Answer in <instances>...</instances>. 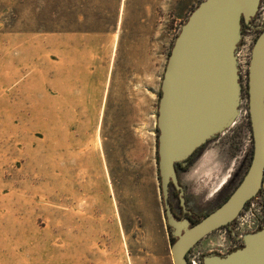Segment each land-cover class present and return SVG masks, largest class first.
<instances>
[{"label":"rangeland","instance_id":"obj_1","mask_svg":"<svg viewBox=\"0 0 264 264\" xmlns=\"http://www.w3.org/2000/svg\"><path fill=\"white\" fill-rule=\"evenodd\" d=\"M201 1L0 0V264H173L156 116L171 47ZM252 23L264 26V0ZM259 33L245 28L238 45L234 125L178 170L195 219L250 164L247 70ZM234 244L219 229L188 258Z\"/></svg>","mask_w":264,"mask_h":264},{"label":"water","instance_id":"obj_2","mask_svg":"<svg viewBox=\"0 0 264 264\" xmlns=\"http://www.w3.org/2000/svg\"><path fill=\"white\" fill-rule=\"evenodd\" d=\"M261 0H202L181 25L160 84L156 129L163 213L174 242L173 264L203 237L230 223L255 197L264 178V26L251 49L247 70L248 116L253 150L249 167L230 197L195 224L176 219L168 193L179 186L175 165L185 162L239 115L242 87L237 51L242 26H250ZM183 204V198H181ZM242 247L224 256L206 254L202 264H264V222L243 236Z\"/></svg>","mask_w":264,"mask_h":264},{"label":"flooded vegetation","instance_id":"obj_3","mask_svg":"<svg viewBox=\"0 0 264 264\" xmlns=\"http://www.w3.org/2000/svg\"><path fill=\"white\" fill-rule=\"evenodd\" d=\"M262 27V26H261ZM245 28H249V29H251V30H258L260 27H258V26H253V23H252V21H251V24H250V26H246V25H243L242 26V33H243V31H244V29ZM204 146V145H203ZM202 146V147H203ZM201 147V148H202ZM201 148H199V149H201ZM199 149H197L195 152L197 153L198 152V150ZM194 152V153H195ZM193 153V154H194ZM192 154V155H193ZM191 155V156H192ZM190 156V157H191ZM196 156V155H195ZM189 157V158H190ZM252 157V156H251ZM188 158V159H189ZM187 159V160H188ZM186 160V161H187ZM185 161V162H186ZM251 161V160H250ZM184 162H182V163H178V164H176L175 165V171H176V175H177V179H178V183H179V186L181 187V189H182V191H183V195L182 196H180L179 195V193H180V191L179 190H177V189H175L174 188V186H171L170 187V189H169V193H168V201H169V205H170V209H171V212H172V214H173V216L176 218V219H183V218H187L189 221H190V223L191 224H195V223H197L198 221H200V220H202L204 217H206L207 215H209L210 213H212L213 211H215L217 208H219L229 197H230V195L233 193V191L236 189V187L239 185V183L241 182V180H242V178L244 177V175H245V173L239 178V180L237 181V183L233 186V188L221 199V202H220V204L213 210V211H211L210 213H207V214H205V215H203L201 218H194L193 217V215H192V212H191V210L189 209V207H188V205H187V202H186V198H185V191H184V188L181 186V184H180V182H179V176H178V170L179 169H187L188 167L184 164V165H182ZM249 167V166H248ZM247 171V170H246ZM257 196H258V198L260 199V203L258 204V206H259V209H258V213L256 214L255 212H251L252 210H251V208H250V210H249V212L248 213H252V214H254L255 216H258L257 217V219L259 220V225L257 226V228H255L256 230H254V231H257V230H259L260 228H261V226H262V224H263V222H264V178H263V183H262V186H261V189L258 191V193L256 194V196L255 197H253V198H251L250 200H248L246 203H245V205H244V207H243V209L239 212V214L230 222V223H228L227 225H225V226H223V227H220V228H218L217 230H219V229H224V230H226V231H228L230 234H231V237H232V239H233V242L235 243L232 247H230V249L228 250V254L230 253V252H232V251H235V249H238V248H240V247H242V240H243V238H238V236H237V234H236V231H235V227L237 226V224H238V222H239V219L240 218H242V216L244 215L245 216V214H244V212H246V209H247V207H248V205L249 204H251V201L252 200H254L255 198H257ZM181 198H183V204H182V202H181ZM173 200V201H172ZM175 200V201H174ZM162 204H163V202H162ZM247 213V214H248ZM165 217V216H164ZM261 217H263V219L261 218ZM166 221V220H165ZM167 225V224H166ZM167 228H168V230H169V235H170V232H171V230H170V228L167 226ZM214 231H216V230H214ZM213 231V232H214ZM253 231V232H254ZM212 233V232H211ZM211 233H209V234H211ZM208 234V235H209ZM208 235H206V236H208ZM205 236V237H206ZM205 237H203V238H205ZM202 238V239H203ZM174 239V238H173ZM201 239V240H202ZM175 240V239H174ZM200 240V241H201ZM200 241H198L190 250H189V252L187 253V255H186V260H187V264H194V263H200V264H202V258H203V256L204 255H202L201 257H197L196 258V260H194V261H191V260H189V258H188V255H189V253H190V251L200 242ZM174 242V241H173ZM172 242V243H173ZM171 243V244H172ZM210 254H217V253H210ZM217 255H219V254H217ZM222 256V255H221Z\"/></svg>","mask_w":264,"mask_h":264},{"label":"built area","instance_id":"obj_4","mask_svg":"<svg viewBox=\"0 0 264 264\" xmlns=\"http://www.w3.org/2000/svg\"><path fill=\"white\" fill-rule=\"evenodd\" d=\"M249 65V64H248ZM258 216H255L252 213H248L244 218H240L237 226L235 227L236 234L238 238H243L245 234L248 232L251 233L257 226L259 225V220L257 219ZM249 218H251V221H247ZM263 219V217H261ZM247 225L249 230L245 231L244 226ZM255 232V231H254ZM197 264H200L199 262Z\"/></svg>","mask_w":264,"mask_h":264},{"label":"trees","instance_id":"obj_5","mask_svg":"<svg viewBox=\"0 0 264 264\" xmlns=\"http://www.w3.org/2000/svg\"><path fill=\"white\" fill-rule=\"evenodd\" d=\"M159 96H160V92H159ZM248 127L250 129V123H249ZM250 131H251V129H250ZM156 154H157V152H156ZM195 155H196V152L186 162H184L182 165L185 164L187 167H189L193 163ZM158 178H159V174H158ZM169 239H170L171 243L174 241V239L170 235H169Z\"/></svg>","mask_w":264,"mask_h":264},{"label":"bare ground","instance_id":"obj_6","mask_svg":"<svg viewBox=\"0 0 264 264\" xmlns=\"http://www.w3.org/2000/svg\"><path fill=\"white\" fill-rule=\"evenodd\" d=\"M194 264H196V263H194Z\"/></svg>","mask_w":264,"mask_h":264}]
</instances>
